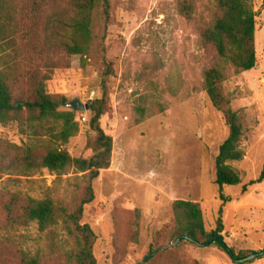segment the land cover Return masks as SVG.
Here are the masks:
<instances>
[{"label": "rangeland", "instance_id": "374dc122", "mask_svg": "<svg viewBox=\"0 0 264 264\" xmlns=\"http://www.w3.org/2000/svg\"><path fill=\"white\" fill-rule=\"evenodd\" d=\"M209 2L195 0L194 15L187 19L178 0H109V21L104 29H95L89 54L56 49L39 60L40 73L49 77L47 92L65 99L59 107L63 111L70 109L72 99L86 103L101 95L102 55L112 68L108 108L100 119L112 141L110 162L92 181L94 198L84 206L81 220L96 234L93 250L99 264H264L262 254L235 261L214 242L174 243L172 203L183 199L199 204L206 233L220 215L223 240L235 254L264 250V181L241 191L264 163V0H251L254 67L237 73L220 63L223 93L242 117L243 156L229 163L240 182L223 188L228 202L219 199L214 181V158L227 127L203 85V72L214 62L213 49L202 44L199 34L201 23L214 15ZM12 65L16 75L10 88L25 95L26 68L32 66L21 61ZM72 111L78 130L66 141L36 135L16 121L0 123V138L17 146L34 145L39 152L50 145L72 157H88L95 135L89 109ZM84 180L72 168L57 174L17 166L0 173V264H19V251L37 256L40 264H74L75 243L67 222L45 229L35 221L18 223L2 203L16 193L52 199L70 213L83 194Z\"/></svg>", "mask_w": 264, "mask_h": 264}, {"label": "trees", "instance_id": "16d2710c", "mask_svg": "<svg viewBox=\"0 0 264 264\" xmlns=\"http://www.w3.org/2000/svg\"><path fill=\"white\" fill-rule=\"evenodd\" d=\"M209 3L214 15L211 21L201 23L199 34L202 44L213 49L214 62L203 72V85L211 105L221 113L227 127V134L214 158V181L219 199L228 202L223 188L240 182L229 163L243 156L240 148L242 117L231 109L223 93L220 63L231 65L237 73L254 67L255 12L251 0H210ZM177 7L184 17L191 19L196 10L195 0H178ZM109 17V0H0V123L16 121L19 127L27 126L36 135L42 132L62 141L74 135L78 130L74 112L71 108L59 110L65 99L47 92L45 80L49 77L40 73L39 60L56 49L68 54H89L96 38L95 29H104ZM102 60L101 95L89 104V125L95 135L88 157H72L67 151L50 145H45L39 152L34 145L17 146L0 138V173L17 166L27 170L46 168L57 174L72 168L83 173V194L70 213L52 199L16 193H10L2 203L10 218L18 223L35 221L40 229H45L59 220L67 222L75 243L71 251L74 264H99L93 250L96 234L81 220L84 206L94 198L92 181L101 169L108 167L111 156V137L102 129L100 119L108 108L107 81L112 68L103 55ZM16 61L32 66L26 68L29 85L25 95L14 94L10 88L16 75L12 64ZM45 67L47 65L43 70ZM57 122H60V128L56 130ZM263 181L264 163L258 176L244 183L241 191ZM172 208L177 226L175 239H188L199 245L214 242L232 258L247 256L242 251L235 254L224 242L220 215L216 218L215 228L206 233L197 202L176 199ZM210 237L212 241H208ZM17 254L19 264H40L37 256L23 251Z\"/></svg>", "mask_w": 264, "mask_h": 264}, {"label": "water", "instance_id": "95a60500", "mask_svg": "<svg viewBox=\"0 0 264 264\" xmlns=\"http://www.w3.org/2000/svg\"><path fill=\"white\" fill-rule=\"evenodd\" d=\"M67 104L72 110H80V111L85 110V109L88 110L89 109L90 100H88V102H86V103H82L78 98H75V99H72L71 101H69ZM179 239L180 238H177L174 241V243L178 242ZM211 239H212V237H210L208 241H211ZM257 254L264 255V250L260 251L259 253H252V254L244 257V258L237 259V258L233 257V259L235 261H241L242 262V261L247 260V259H249L251 257H254Z\"/></svg>", "mask_w": 264, "mask_h": 264}]
</instances>
